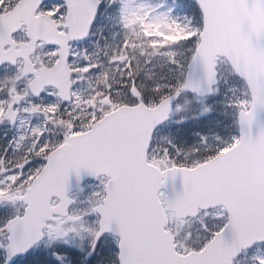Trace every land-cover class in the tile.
Segmentation results:
<instances>
[{
  "label": "snow or ice",
  "instance_id": "snow-or-ice-1",
  "mask_svg": "<svg viewBox=\"0 0 264 264\" xmlns=\"http://www.w3.org/2000/svg\"><path fill=\"white\" fill-rule=\"evenodd\" d=\"M0 264H264V0H0Z\"/></svg>",
  "mask_w": 264,
  "mask_h": 264
}]
</instances>
